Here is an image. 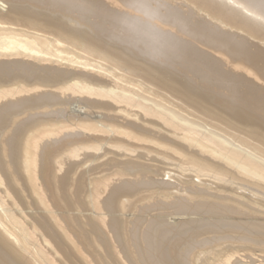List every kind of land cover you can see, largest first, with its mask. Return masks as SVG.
Masks as SVG:
<instances>
[{
    "label": "bare ground",
    "instance_id": "6f19581e",
    "mask_svg": "<svg viewBox=\"0 0 264 264\" xmlns=\"http://www.w3.org/2000/svg\"><path fill=\"white\" fill-rule=\"evenodd\" d=\"M0 264H264V0H0Z\"/></svg>",
    "mask_w": 264,
    "mask_h": 264
}]
</instances>
